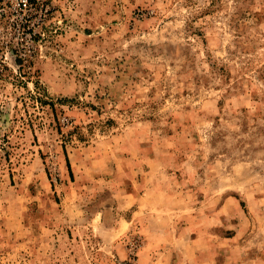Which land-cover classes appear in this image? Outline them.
Here are the masks:
<instances>
[{"label": "rangeland", "instance_id": "rangeland-1", "mask_svg": "<svg viewBox=\"0 0 264 264\" xmlns=\"http://www.w3.org/2000/svg\"><path fill=\"white\" fill-rule=\"evenodd\" d=\"M43 32L0 12V264H264V0H57Z\"/></svg>", "mask_w": 264, "mask_h": 264}, {"label": "built area", "instance_id": "built-area-1", "mask_svg": "<svg viewBox=\"0 0 264 264\" xmlns=\"http://www.w3.org/2000/svg\"><path fill=\"white\" fill-rule=\"evenodd\" d=\"M57 0H0V12L9 25L18 31L20 39L34 43L44 36L47 24Z\"/></svg>", "mask_w": 264, "mask_h": 264}, {"label": "trees", "instance_id": "trees-1", "mask_svg": "<svg viewBox=\"0 0 264 264\" xmlns=\"http://www.w3.org/2000/svg\"><path fill=\"white\" fill-rule=\"evenodd\" d=\"M67 160V165H68V168H69V170H70V172H71V175H72V166H71V161H70V159H69V156L67 155V158H66Z\"/></svg>", "mask_w": 264, "mask_h": 264}]
</instances>
